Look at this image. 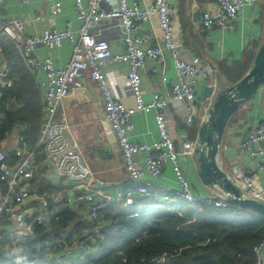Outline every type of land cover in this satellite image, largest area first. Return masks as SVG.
Returning <instances> with one entry per match:
<instances>
[{"label": "crops", "instance_id": "1", "mask_svg": "<svg viewBox=\"0 0 264 264\" xmlns=\"http://www.w3.org/2000/svg\"><path fill=\"white\" fill-rule=\"evenodd\" d=\"M60 1L62 13L53 17L50 14V3L47 0H29L27 3L21 0H5L4 4L0 6V21L21 20L24 23L25 35L27 36L41 34L44 30L51 28L63 30L68 23L71 24L73 30H79L82 22L77 19L75 13L76 0ZM246 1L247 7L243 17L231 24V27L226 30L219 28L207 30L203 27L201 19L198 22L194 19L197 12L200 13L201 17L205 11L215 12L218 8L217 0L173 1L177 15L175 25L179 30L178 40L182 44L180 48L181 57L188 62L198 57L212 69V81L201 80L199 84L197 99L194 104L196 118L193 124L186 125L182 116L179 115L186 112L189 104L174 103L168 106L165 111L171 137L178 148H182L184 142L197 141L199 130L208 118L212 101V98L203 100V91L206 86H216L217 92L222 91L219 89L220 65L225 62L232 63L243 60L247 56L246 53L256 56L263 40L264 0ZM83 2L85 7H88L87 0H83ZM135 2L139 4L140 8H146L152 4L153 0H128L130 6ZM256 31L260 32L259 41L253 46H248L247 40ZM93 33L97 39L107 41L113 53L123 54L125 52L124 36L118 20L105 19L99 22L94 26ZM144 33L153 34L155 39L152 43L144 44L143 48L152 45L162 47L161 31L156 18L141 26L139 36ZM3 37L7 38L20 54L17 44L0 31V38ZM34 57L39 61L50 57L57 67H65L71 60L72 46L69 42H66L62 48L55 50L38 46L34 51ZM153 68H158L159 71L154 74L151 71ZM128 69V64L124 62L103 67L116 96L126 104L132 105L131 90L126 79ZM163 71L168 80L166 83L161 79ZM3 73L7 74L6 80L10 81L8 79L10 62L5 59L0 43V77ZM31 75L39 92L38 114L31 122L18 123L15 129L5 137V140L0 142L10 161H14V151L18 148L20 137L25 138L28 150L36 147L45 120V89L41 86V83L45 81V76L43 74ZM83 82L84 85L81 90L60 103L57 117L66 120L69 126V139L78 145L85 162L100 181L94 186L96 198L107 202L108 207L120 205L132 218L139 217L142 212L148 209L175 211L181 215H185V212L190 210L200 209L176 196L175 192L179 186L172 165H167L162 176L156 179L148 174L139 180H133L130 177L126 170L125 161L118 150L116 137L111 126L105 120V108L99 85L92 80L89 71L84 74ZM177 82L174 60L169 53L165 52L164 67H160L154 60L146 61L142 81V90L146 101H150L155 94H160L163 97L168 96L172 84ZM15 106L14 111L21 108L17 104ZM154 115L155 112H141L133 116L134 131L131 136L133 142L152 145L159 140ZM263 118L264 86L231 119L222 141L218 162L221 168L232 177L241 178L242 184H245L246 178L252 179L250 186L252 189L249 188L250 196L255 198L251 193L255 196L259 195L261 198L259 200L264 201V176L260 173L259 162L257 159L251 158L249 153L241 148V144L245 141L249 131ZM144 160L145 155L140 154L138 162L142 169L145 168ZM35 164V179L26 183L25 187L39 190L49 200L50 209L46 216L51 217L70 208L83 220L88 219L89 207L82 200L88 194L85 187L82 184L59 177L49 165L45 152L41 158H38L37 155ZM181 165L192 185L194 194L201 196V198L211 196L222 198L224 196L218 189L205 186L202 183L199 177V163L196 155L181 158ZM142 188L147 189L150 196L139 194L138 190ZM129 192L132 193V204L127 203ZM167 197L170 198L167 200ZM1 225L3 226L2 230L6 233L14 229L13 222L9 220L4 221ZM15 241L13 240V242ZM8 248L9 245L6 246V250H9ZM13 251L19 253L20 250L18 251L13 247ZM261 257L264 259V249L261 251Z\"/></svg>", "mask_w": 264, "mask_h": 264}, {"label": "built area", "instance_id": "2", "mask_svg": "<svg viewBox=\"0 0 264 264\" xmlns=\"http://www.w3.org/2000/svg\"><path fill=\"white\" fill-rule=\"evenodd\" d=\"M21 1L29 2V0ZM47 1L50 3L51 16H59L62 13L61 1ZM173 1L153 0L150 6L140 8L137 2L130 6L128 0H87L88 7H85L83 0H76L75 13L77 19L82 22L79 30H73L68 23L63 30L46 29L34 36L25 35L24 23L19 19L0 21V31L17 44L29 71L34 75L45 76V81L41 83L45 89V120L36 147L28 150L25 138L20 137L18 148L14 151V161H10L0 143V243L3 242L5 235L13 240H19L36 238L37 228L50 230L48 222L50 217L46 216L50 209L49 200L39 190L25 187L26 183L35 179V163L40 149L44 150L49 165L59 177L82 184L88 191L82 200L88 204V217L91 221L99 222L101 213L107 209L108 203L98 200L94 194V186L100 182L99 179L85 162L78 145L69 139V126L66 120L57 117L60 103L83 88V76L87 71L90 72L92 80L99 85L105 108V120L111 126L118 150L125 161L126 170L133 180L142 179L146 174L156 179L162 176L167 165H172L179 186L175 192L177 197L192 203L195 207L199 205L220 209L229 207V202L224 196L201 198L194 194L181 165V158L196 155L197 141L184 142L182 148H178L170 134L169 121L165 115L168 106L174 103L189 104L186 112L179 115L186 125L193 124L196 118L194 104L199 84L201 80L212 81V69L200 58L195 57L188 62L180 55L182 44L178 40L179 30L175 25L177 15ZM4 2L5 0H0V6ZM217 5L215 12L205 11L202 14L201 22L207 30L230 28L231 24L245 14L247 1L217 0ZM153 18L159 23L162 47L152 45L143 48L144 44L152 43L155 36L151 33L139 36V29ZM105 19L119 21L126 46L123 54L113 53L107 41L95 37L94 26ZM259 36V31L253 33L247 40V45L253 46L259 41ZM66 42L72 46V57L65 67H57L50 57L41 61L34 57V51L38 46L55 50L62 48ZM165 52L174 60L178 82L172 84L168 96L155 94L150 101H146L142 90L146 61L154 60L160 67H164ZM120 62L129 66L126 79L131 90L132 105L126 104L116 96L103 71L104 66ZM151 71L155 74L159 70L153 68ZM6 79L7 74L3 73L0 77V89L12 85ZM161 79L164 83L168 81L164 71ZM213 87L217 89L216 86ZM213 100L212 98L210 108ZM141 112H155L154 123L159 133V140L152 145L136 143L131 139L134 131L133 116ZM241 148L247 151L251 158L258 160L260 173L264 176V118L249 131ZM140 154L145 155L144 169L139 167ZM244 183L251 188L252 179L246 178ZM138 193L150 196L145 188L138 190ZM251 194L255 199H261L259 195ZM128 196L127 203L132 204V193L129 192ZM6 220L14 224V229L7 233L2 230L1 225ZM263 249L264 240L254 248L257 256L256 264H264V259L261 257ZM165 257L164 254L155 262L161 264Z\"/></svg>", "mask_w": 264, "mask_h": 264}, {"label": "trees", "instance_id": "3", "mask_svg": "<svg viewBox=\"0 0 264 264\" xmlns=\"http://www.w3.org/2000/svg\"><path fill=\"white\" fill-rule=\"evenodd\" d=\"M0 43L12 80L10 87L0 89L2 142L18 123L36 118L39 92L16 47L5 37ZM246 55L220 65V90L238 83L251 69L255 54ZM15 103L21 106L18 111H14ZM198 207L185 215L148 209L132 218L120 205H111L101 213L99 223L83 220L67 208L48 218L54 234L41 240L13 242L5 235L0 264H157L155 260L164 254L161 264H256L254 248L264 240V217L232 204L224 210ZM44 232L36 229L38 236ZM13 243L21 260L10 253Z\"/></svg>", "mask_w": 264, "mask_h": 264}, {"label": "water", "instance_id": "4", "mask_svg": "<svg viewBox=\"0 0 264 264\" xmlns=\"http://www.w3.org/2000/svg\"><path fill=\"white\" fill-rule=\"evenodd\" d=\"M194 19L200 21L199 12L194 15ZM262 86H264V26L262 43L251 69L243 79L220 92H217L213 86L205 87L203 100L208 98L214 100L208 118L197 136L196 156L199 163V177L205 186L221 191L230 204L250 209L264 217V201L252 198L249 195L250 189L242 184V179L232 177L218 162L222 141L231 119ZM52 234L54 231L50 229L34 239L41 240Z\"/></svg>", "mask_w": 264, "mask_h": 264}, {"label": "rangeland", "instance_id": "5", "mask_svg": "<svg viewBox=\"0 0 264 264\" xmlns=\"http://www.w3.org/2000/svg\"><path fill=\"white\" fill-rule=\"evenodd\" d=\"M43 152H44V150L43 149H40L39 151H38V158H41V156L43 155ZM20 252V251H19ZM13 256H15L18 260H21V257H20V255H19V253L18 252H16V251H11L10 252ZM60 256H62V255H60ZM51 259H55V258H51Z\"/></svg>", "mask_w": 264, "mask_h": 264}]
</instances>
